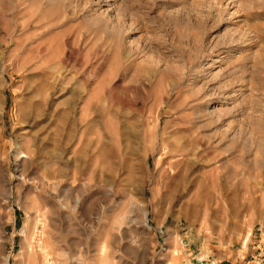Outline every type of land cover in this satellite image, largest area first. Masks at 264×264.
<instances>
[{
    "label": "rangeland",
    "instance_id": "1",
    "mask_svg": "<svg viewBox=\"0 0 264 264\" xmlns=\"http://www.w3.org/2000/svg\"><path fill=\"white\" fill-rule=\"evenodd\" d=\"M0 264H264V0H0Z\"/></svg>",
    "mask_w": 264,
    "mask_h": 264
}]
</instances>
